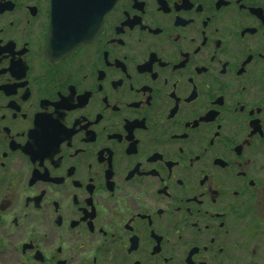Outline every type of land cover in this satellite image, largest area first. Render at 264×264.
Here are the masks:
<instances>
[{"label": "flooded vegetation", "instance_id": "af4514ba", "mask_svg": "<svg viewBox=\"0 0 264 264\" xmlns=\"http://www.w3.org/2000/svg\"><path fill=\"white\" fill-rule=\"evenodd\" d=\"M53 5L0 0V264H264V0Z\"/></svg>", "mask_w": 264, "mask_h": 264}, {"label": "water", "instance_id": "95a60500", "mask_svg": "<svg viewBox=\"0 0 264 264\" xmlns=\"http://www.w3.org/2000/svg\"><path fill=\"white\" fill-rule=\"evenodd\" d=\"M116 0H53L51 43L72 49L90 37Z\"/></svg>", "mask_w": 264, "mask_h": 264}]
</instances>
